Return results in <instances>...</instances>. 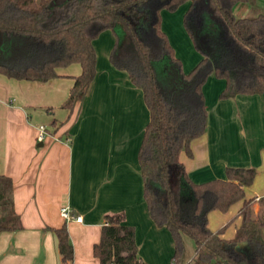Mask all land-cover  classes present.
<instances>
[{
  "label": "trees",
  "instance_id": "1",
  "mask_svg": "<svg viewBox=\"0 0 264 264\" xmlns=\"http://www.w3.org/2000/svg\"><path fill=\"white\" fill-rule=\"evenodd\" d=\"M254 0H0V73L45 81L57 67L77 62L79 74L62 106L85 96L96 73L93 39L119 29L121 40L109 53L111 64L126 71L139 87L149 118L137 152L147 211L174 241L172 264L180 262L182 236L194 240L193 264H264V200L254 212L245 197L254 167L227 166L224 178L193 182L180 160L191 155L190 142L202 134L207 110L202 86L209 75L224 79L219 98L264 90V10L244 15L237 6ZM186 4L183 26L199 60L184 71L181 59L161 28V11ZM241 200L240 222L231 238L224 226L212 230L208 213L227 211ZM106 224L93 244L98 264H142L134 228L123 212L105 214ZM22 227L11 198V181L0 175V231ZM61 264H70L73 245L65 225L51 228Z\"/></svg>",
  "mask_w": 264,
  "mask_h": 264
},
{
  "label": "crops",
  "instance_id": "2",
  "mask_svg": "<svg viewBox=\"0 0 264 264\" xmlns=\"http://www.w3.org/2000/svg\"><path fill=\"white\" fill-rule=\"evenodd\" d=\"M239 7L236 11L243 14ZM172 24L175 41L161 20L175 55L188 71L184 65L193 66L200 54L182 19ZM114 42L110 29L93 39L96 73L83 99L70 109L62 103L81 71L79 63L57 67L58 76L45 81L0 73V175L10 178L13 209L22 225L0 231V264H61L51 228L62 225L73 245L70 264H98L93 244L100 238L105 214L114 212H123L124 223L133 226L142 264H172L174 241L169 229L155 225L148 214L137 159L148 108L141 89L109 61ZM182 48L189 52L185 62ZM223 87L224 79L207 77L202 86L205 130L191 140V155L181 152L180 160L196 183L224 178L227 166L254 167V179L244 191L245 197H255L257 212L258 199L264 197V90L219 98ZM41 124L46 134L40 141ZM241 202L235 203L233 233L240 222ZM64 205L82 220L64 219L60 214ZM216 212L220 211L208 213L212 230L227 221V211ZM217 216L222 222L213 228L210 221ZM188 261L180 256L181 264Z\"/></svg>",
  "mask_w": 264,
  "mask_h": 264
},
{
  "label": "rangeland",
  "instance_id": "3",
  "mask_svg": "<svg viewBox=\"0 0 264 264\" xmlns=\"http://www.w3.org/2000/svg\"><path fill=\"white\" fill-rule=\"evenodd\" d=\"M254 1H255L254 4H251V6H249L248 4L245 5L244 6L245 7L244 10H242V8H241L242 5L239 7V11L244 12L243 14L242 13H238L237 11L236 12L238 14L244 15L246 11L253 10V8H260L261 10H264V0H254ZM185 8H186V4L184 3V4H181L177 9H175L173 11L163 10V12H162L163 16L162 15L161 16L163 18V27H164L165 30H168L169 36H171L173 41H175V38H174L173 35H171V30H173V24L172 23H174V22L176 23L177 20L179 22L181 21L182 15H183V12H184ZM235 10H236V8H235ZM170 21H171V23H170ZM111 31H112V34L114 35L115 39H117V40H121L122 39L123 33L119 29H114V30H111ZM175 36H176V38L178 37V35H175ZM181 45H182V43H180V46ZM182 52H184V62H185L187 60L186 56L189 55V52L186 53L187 51L184 50V48H182ZM184 66H186L187 69L189 70V68H191L192 65H189V67H188L187 64H186ZM248 193H249V191H247V194ZM263 200H264V198H263ZM239 201L240 200L235 201L234 203H232L230 205V207L228 208L227 213H226L227 214V216H226V218H227L226 220L227 221L225 223H222V225H221V227L224 226V230H223L224 235H229L230 236L229 238L233 237V235H234V233H233V225H234L233 221L235 219V214H236V210H237L235 203H238ZM224 212H226V211H220V212H216V213L220 214V213H224ZM220 221H221V219L218 216L214 217L210 221V226L213 227V228H214V226H217L218 224H219L218 226H220ZM182 237H183V251H182V254H181L182 258H183V260H189L187 262V264H193V260L191 258L193 256L194 248H195L194 240L190 236H188L186 234H183ZM177 264H181V262H179Z\"/></svg>",
  "mask_w": 264,
  "mask_h": 264
},
{
  "label": "built area",
  "instance_id": "4",
  "mask_svg": "<svg viewBox=\"0 0 264 264\" xmlns=\"http://www.w3.org/2000/svg\"><path fill=\"white\" fill-rule=\"evenodd\" d=\"M46 134V127L44 125H39L38 127V135L37 138L38 140H43L44 136ZM259 198V197H257ZM264 198V197H263ZM60 214L62 215V217H64V219L68 220L73 218L75 221H81L82 220V216L81 215H76L73 217V214L71 213V209L69 206L64 205L60 208ZM107 222H105L106 224Z\"/></svg>",
  "mask_w": 264,
  "mask_h": 264
}]
</instances>
